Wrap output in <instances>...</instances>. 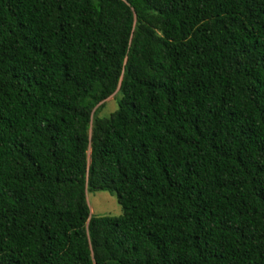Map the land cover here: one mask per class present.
<instances>
[{"label":"trees","instance_id":"trees-1","mask_svg":"<svg viewBox=\"0 0 264 264\" xmlns=\"http://www.w3.org/2000/svg\"><path fill=\"white\" fill-rule=\"evenodd\" d=\"M0 264H264V0H0Z\"/></svg>","mask_w":264,"mask_h":264},{"label":"rangeland","instance_id":"rangeland-1","mask_svg":"<svg viewBox=\"0 0 264 264\" xmlns=\"http://www.w3.org/2000/svg\"><path fill=\"white\" fill-rule=\"evenodd\" d=\"M116 101L113 96L103 102V107L99 113L101 117H107L116 109ZM87 202L91 216H112L121 214V208L117 204L114 196L107 192L96 191L87 194Z\"/></svg>","mask_w":264,"mask_h":264},{"label":"water","instance_id":"water-1","mask_svg":"<svg viewBox=\"0 0 264 264\" xmlns=\"http://www.w3.org/2000/svg\"><path fill=\"white\" fill-rule=\"evenodd\" d=\"M96 107H97V106H96ZM96 107H95V108H96Z\"/></svg>","mask_w":264,"mask_h":264}]
</instances>
